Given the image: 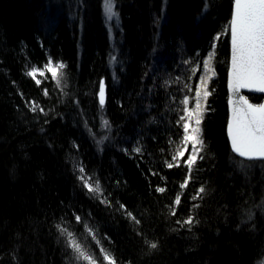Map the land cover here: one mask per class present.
Here are the masks:
<instances>
[{"label":"trees","instance_id":"1","mask_svg":"<svg viewBox=\"0 0 264 264\" xmlns=\"http://www.w3.org/2000/svg\"><path fill=\"white\" fill-rule=\"evenodd\" d=\"M104 2L0 0V264H88L60 229L97 264L102 249L117 264H263L264 160L240 158L227 136L234 0H113L111 20ZM211 49L189 169L187 154L172 159L179 118ZM49 61L65 65L59 83L46 71L37 84L28 73Z\"/></svg>","mask_w":264,"mask_h":264},{"label":"snow or ice","instance_id":"2","mask_svg":"<svg viewBox=\"0 0 264 264\" xmlns=\"http://www.w3.org/2000/svg\"><path fill=\"white\" fill-rule=\"evenodd\" d=\"M107 12L109 19L112 18L115 13L113 12L112 0H106ZM229 31L231 35V73L230 83L233 95L237 96V99L231 101L232 103V118L228 125V134L231 140L232 150L241 157L247 159H264V103L253 104L249 102L248 97L239 96V90L242 88H248L251 91L264 93V0H234V12L229 25ZM219 39V36L216 37ZM214 59V53H210L208 59L204 61V75L199 82V90L195 92V107L193 109L185 108V115L180 116L182 128L184 132L182 143L184 148L178 151L177 155H174L172 159L175 161L184 157L185 152L188 151L186 145L190 142L192 144V152L186 161L189 169H191L197 162V159H202L199 153L203 151L204 139L203 129L201 127L204 118V113L207 111V100L212 94L209 91V83L215 76V68L212 61ZM47 71L51 73L52 77L59 83V70L63 69L65 65L58 63L52 66L51 61L46 65ZM38 69H33L28 73L33 79H36ZM40 75H44L40 72ZM36 83L41 81L36 79ZM45 95L47 91L45 90ZM99 102L101 105L105 103V87L103 84L99 88ZM182 103L188 105L190 101L185 98ZM38 105L33 106V111L36 110ZM40 111H43L41 108ZM194 120L195 127L190 125ZM107 125V122H105ZM136 152L140 151V148L135 149ZM173 163H167L168 168H172ZM80 171L84 169L81 167ZM190 175L188 179H190ZM80 179L84 182L89 192L101 193L99 181L95 185L88 182L84 176ZM90 179V178H89ZM181 187H187V180L181 184ZM158 191H165L164 188L158 189ZM204 189L201 188L200 192ZM175 204H180V197L177 196ZM123 207V206H121ZM175 215V212L172 213ZM128 215L136 222L138 220L131 213ZM79 221L81 218L76 217ZM192 219H188L185 223L191 224ZM59 227V226H58ZM62 234H66L68 237V246L77 254L78 259L87 261L88 264H97V261L86 252L84 247L77 241L74 234L68 232L67 229H60ZM91 233V229H89ZM94 235V234H93ZM152 248H156L157 245L152 243ZM104 253V259L108 264H117L114 257L102 249Z\"/></svg>","mask_w":264,"mask_h":264},{"label":"water","instance_id":"3","mask_svg":"<svg viewBox=\"0 0 264 264\" xmlns=\"http://www.w3.org/2000/svg\"><path fill=\"white\" fill-rule=\"evenodd\" d=\"M233 12H234V2H233L232 16H233ZM231 19H232V17H231ZM230 73H231V35H230V59H229L228 80H227V90H228L227 136H228V139H229V142H230V145H231V140H230V137H229V134H228V125H229V122L231 121V118H232V103H231V101L234 100V99H237V96H234L233 95V92H232L231 88L229 87V83H230ZM102 84L105 87V103H106V101H107V85H106L105 80L102 81ZM247 93L260 95L262 97L259 102H253V101H251L248 98L250 103H253V104H262V103H264V93H260V92H256V91H251L248 88H242V89H240L238 95L239 96H246V97H248L247 96ZM231 149H232V147H231ZM235 154L237 156H239L237 153H235ZM239 157L242 158V159H246V160H264V159H247L246 157H241V156H239Z\"/></svg>","mask_w":264,"mask_h":264},{"label":"rangeland","instance_id":"4","mask_svg":"<svg viewBox=\"0 0 264 264\" xmlns=\"http://www.w3.org/2000/svg\"><path fill=\"white\" fill-rule=\"evenodd\" d=\"M112 3H113V0H112ZM113 5H114V3H113ZM104 8H105V11H106L107 17H108V19H109L108 12H107V3H106V0H105V2H104ZM113 12L115 13V15H113L112 18L116 16L115 6L113 7ZM112 18H111V19H112ZM111 19H109V20H111ZM210 53H214V59H213V61H212V64H213V67L215 68V50H214V49H211V50L209 51V53L205 56V58L202 60V63L199 64L200 77H199V80H198V83H197L196 91L199 90V82H200L201 77L204 75V67H203L204 61L208 59V56H209ZM55 65H56V64H53V63H52V66H55ZM36 69H37V68H36ZM38 70H39V71L37 72L36 78H38V77L40 76V72L46 73V71H47V67H45V68H43V69H38ZM60 70H61V69H60ZM60 70H59V74H60ZM215 73H216V69H215ZM41 76H42V75H41ZM215 76H216V74H215ZM215 76L212 78V80L215 78ZM212 80L210 81L209 86H208L209 91H210L211 93H212V90H211V83H212ZM210 96H211V95H210ZM210 96L208 97V100H209ZM208 100H207V106H208ZM194 107H195V103H194V105H193L192 107H188V108H189V109H193ZM206 113H207V111L204 113V118H203L202 125H201L202 129H203V125H204V121H205ZM191 127H195L194 120L192 121V123H191V125H190V130H191ZM184 147H185V145H184ZM186 147H187L188 151L185 152V154H187L188 156H190V155H191V152H192V144L189 142V143L186 145ZM201 152H202V151H201ZM201 152H200V153H201ZM200 153H199V154H200ZM263 264H264V262H263Z\"/></svg>","mask_w":264,"mask_h":264},{"label":"bare ground","instance_id":"5","mask_svg":"<svg viewBox=\"0 0 264 264\" xmlns=\"http://www.w3.org/2000/svg\"><path fill=\"white\" fill-rule=\"evenodd\" d=\"M230 59V58H229ZM200 77V76H199Z\"/></svg>","mask_w":264,"mask_h":264}]
</instances>
